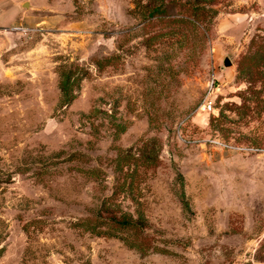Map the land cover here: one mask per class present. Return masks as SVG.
Here are the masks:
<instances>
[{
  "label": "rangeland",
  "instance_id": "1",
  "mask_svg": "<svg viewBox=\"0 0 264 264\" xmlns=\"http://www.w3.org/2000/svg\"><path fill=\"white\" fill-rule=\"evenodd\" d=\"M0 264H264V0H1Z\"/></svg>",
  "mask_w": 264,
  "mask_h": 264
},
{
  "label": "built area",
  "instance_id": "2",
  "mask_svg": "<svg viewBox=\"0 0 264 264\" xmlns=\"http://www.w3.org/2000/svg\"><path fill=\"white\" fill-rule=\"evenodd\" d=\"M203 108H204V111H205V112L211 113V112H213V103L210 102V101H207V102L204 104Z\"/></svg>",
  "mask_w": 264,
  "mask_h": 264
},
{
  "label": "water",
  "instance_id": "3",
  "mask_svg": "<svg viewBox=\"0 0 264 264\" xmlns=\"http://www.w3.org/2000/svg\"><path fill=\"white\" fill-rule=\"evenodd\" d=\"M24 6H28V3H24ZM232 66V61L229 58H225L224 60V67L228 68Z\"/></svg>",
  "mask_w": 264,
  "mask_h": 264
},
{
  "label": "crops",
  "instance_id": "4",
  "mask_svg": "<svg viewBox=\"0 0 264 264\" xmlns=\"http://www.w3.org/2000/svg\"><path fill=\"white\" fill-rule=\"evenodd\" d=\"M0 2H1V0H0ZM3 18V17H2ZM2 20H4V19H2Z\"/></svg>",
  "mask_w": 264,
  "mask_h": 264
}]
</instances>
